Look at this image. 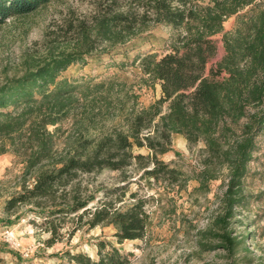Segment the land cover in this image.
I'll return each instance as SVG.
<instances>
[{"label":"trees","instance_id":"16d2710c","mask_svg":"<svg viewBox=\"0 0 264 264\" xmlns=\"http://www.w3.org/2000/svg\"><path fill=\"white\" fill-rule=\"evenodd\" d=\"M88 1L84 12L68 7L18 63L7 60L1 68L0 155L13 153L22 171L0 221L27 219L48 234L46 247L95 227H112L117 243L144 240L151 204L163 206L143 189V180L165 190L171 213V194L186 190L190 180L197 182L195 193L205 194L221 179L215 213L197 230L196 243L203 251L221 247L230 254L246 248L247 238H254L238 239L231 224L256 197L245 181L264 134V0ZM51 2L64 0H0V25ZM232 16L234 25L225 31ZM157 24L179 33L169 52L132 60L140 82L160 85V96L147 106H137L138 95L123 78L61 76L69 66L109 54ZM217 34L222 55L208 65L217 53ZM69 117L75 135L59 148L61 123ZM176 134L196 150L189 173L162 158L168 152L179 156L172 147ZM138 148L146 153L135 152ZM104 171L116 173L114 183L89 181ZM132 184L138 189L131 190ZM94 246V254L67 248L58 256L62 264L132 263L133 252L122 253L103 240Z\"/></svg>","mask_w":264,"mask_h":264},{"label":"rangeland","instance_id":"374dc122","mask_svg":"<svg viewBox=\"0 0 264 264\" xmlns=\"http://www.w3.org/2000/svg\"><path fill=\"white\" fill-rule=\"evenodd\" d=\"M199 2L204 3L205 0ZM88 6V0H64L63 3L51 2L22 17H8L5 23L0 25V71L7 60L18 63L23 51L40 41L44 30L52 21L61 18L68 7L84 12L88 10ZM234 21V16L228 18L223 24L224 30L232 29ZM178 33V30L167 24L153 25L109 54H94L87 58L84 65L69 66L61 76L68 79L84 77L94 82L113 76L123 78L132 85L138 95L137 106H147L160 96V85L157 81L140 82L142 74L132 60L141 53L153 52L162 55L169 52ZM213 39L217 41L218 48L208 65L215 63L222 55L221 34L215 35ZM72 121V117H69L61 123L62 132L57 142L59 148L63 147L68 136L75 135ZM258 144L259 149L250 163V171L245 181L247 188L256 197L248 209L238 212V220L231 224L232 235L238 239L241 240L245 235L254 238H247L244 249L240 246L233 254L221 247L203 251L196 243L197 230L205 229L215 213L217 197L223 190L221 179L212 181L209 191L205 194L195 193L192 189L197 186V182L190 180L186 190L171 194V204L175 203V211L171 213L165 205V190L152 185L148 180H143V189L155 198L160 197V205L163 206L160 209L155 202L151 204L150 220L144 240H124L117 243L112 227H95L77 230L69 242H59L52 247H46L44 240L48 234L34 228L27 219L10 224L0 221V264H62L64 260L58 255L63 250L69 248L73 252L82 250L94 254V244L100 240L110 242L122 253L133 252L131 264H264V134ZM172 147L179 152V156L168 152L162 158L165 161H176V164L189 173L196 165V150L190 151L184 138L177 134L172 136ZM135 152L146 153V150L138 148ZM21 171L22 164L16 160L13 153L0 155V217L6 196L18 189L16 185ZM115 176L116 173L104 171L90 176L89 181L95 185L109 186L115 182ZM130 189H138V186L132 184Z\"/></svg>","mask_w":264,"mask_h":264}]
</instances>
